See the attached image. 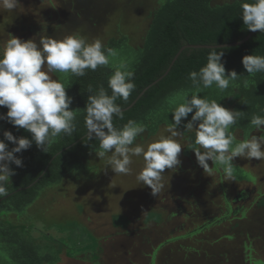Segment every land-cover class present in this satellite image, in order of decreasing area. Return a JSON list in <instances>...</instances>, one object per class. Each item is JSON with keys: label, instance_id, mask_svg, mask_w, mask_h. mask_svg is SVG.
<instances>
[{"label": "rangeland", "instance_id": "obj_1", "mask_svg": "<svg viewBox=\"0 0 264 264\" xmlns=\"http://www.w3.org/2000/svg\"><path fill=\"white\" fill-rule=\"evenodd\" d=\"M234 1L211 0L210 5ZM158 4L159 0H20L14 10L0 6V47L10 35L38 42L41 36L63 38L76 33L89 42L99 38L104 45L110 38L126 37L137 47L143 42L148 14ZM50 75L55 79L54 73ZM239 99V94H233L224 104L233 109ZM153 122L154 117L147 121L149 126ZM166 127L147 128L136 143L146 145L167 135ZM232 131L238 139L244 137L237 125ZM192 135L178 138L185 146L178 157L181 164L175 171L165 169L160 195L136 180L142 157H133V174L123 175L115 174L107 158L99 159L93 151L84 168L77 166L58 182L41 186L31 203L0 213V221L20 232L43 264H58L63 253L95 250L90 264H247L243 255L249 253L248 246L253 250L250 254L264 264V195L258 199L256 195V202L248 197V178L224 181L223 174L204 173L195 153L187 148ZM233 163L253 177L256 191L264 192V161L237 157ZM222 189L231 210L226 218ZM238 191L244 195L240 202L233 197ZM169 199L175 206L162 201ZM213 220L219 222L211 224ZM172 238L176 241L161 244ZM40 242L56 250V257Z\"/></svg>", "mask_w": 264, "mask_h": 264}, {"label": "clouds", "instance_id": "obj_2", "mask_svg": "<svg viewBox=\"0 0 264 264\" xmlns=\"http://www.w3.org/2000/svg\"><path fill=\"white\" fill-rule=\"evenodd\" d=\"M166 0H159L163 5ZM241 18L249 31L264 33V0H239ZM20 0H0V6L14 10ZM115 49L107 47L99 38L89 40L79 33L63 38L41 36L22 40L12 36L0 47V107L7 109L0 113V120L31 134V139L14 136L11 131H3L0 139V198L9 195V185L15 170L11 165L23 167V161L16 154L28 150L33 142L38 149L47 153L57 138L71 136L77 127L79 108L72 109L73 97L68 95L66 80L53 79L51 73L69 74L76 77L86 75V70L95 71L100 66H108L110 57H115ZM224 51L212 48L206 64L199 71H191L189 79L192 87L168 97L172 123L167 124V135L145 144L136 143L147 125L129 119L122 126H115L114 117L124 118L123 109L116 103L118 99L127 101L136 85L135 73L126 62L114 65L108 79L111 95L100 86L93 90L89 85L86 105L83 108L87 141H98L95 154L99 159L107 158L110 169L115 174H133V157H142L143 166L136 173V180L148 186L153 195L164 192L165 169L175 171L181 164L180 142L185 133H193L194 140L187 148L195 153L198 165L204 173L212 176L222 173L224 181H235V158L264 161V108L253 113L248 123V131L238 139L232 131L243 117L244 112L227 109L215 99L202 97L204 89L215 86L224 93L230 87L238 88L241 79L235 70L226 72L222 61ZM242 65L248 76L264 73V55H245ZM248 87L249 81H243ZM192 113L191 119L183 125L185 131H178L182 121ZM253 132L260 133L254 135ZM11 142L14 147L9 148ZM114 149V150H113ZM211 161L212 166L209 165ZM43 228V225H38Z\"/></svg>", "mask_w": 264, "mask_h": 264}, {"label": "trees", "instance_id": "obj_3", "mask_svg": "<svg viewBox=\"0 0 264 264\" xmlns=\"http://www.w3.org/2000/svg\"><path fill=\"white\" fill-rule=\"evenodd\" d=\"M210 1L166 0L163 5L159 3L148 14L141 45L133 47L126 37L117 40L110 38L105 46L115 49L117 55L109 58L108 66H100L95 71L86 70L83 77L71 74L65 77L61 73H54L55 79L67 81L66 91L73 97L70 107L80 109L76 131L71 136L62 135L57 138L47 153L38 149L33 142L31 148L16 154L22 159L23 167L11 165L16 174L12 176L9 195L0 198V213L21 210L36 198L41 186L58 182L62 176L70 174L69 172L77 166L83 167V162L99 144L98 141L89 142L84 139L87 129L84 126L83 108L89 95L87 89L89 85L94 91L103 86L111 95L108 79L114 71L113 66L120 62H126L130 70L134 71L136 87L127 101L122 99L116 101L123 109L124 118L121 120L114 117V125L119 127L133 119L145 123L148 129H155L157 125L173 122L166 100L173 94L192 87L188 78L189 73L199 71L206 64L207 55L212 48L224 51L222 61L225 63L226 72L235 70L238 75L242 74L241 79L236 82L239 87H230L221 93L213 86L204 89L200 95L215 99L227 108L224 100L233 94H239L240 99L233 109L244 112L236 125L245 135L252 114L259 113L257 106L264 108V73L248 76L241 61L245 55H264V33L258 31L244 43L229 46L242 41L252 33L243 24L240 2L237 0L213 7ZM245 79L249 81L248 87L244 86ZM6 112L7 109L2 107L1 113ZM190 115L192 116V113L188 117ZM153 117L156 122L149 126L147 121ZM188 117L182 121L178 130L185 131L183 125L188 122ZM5 130L11 131L14 136L31 139V134L26 130H17L6 120H0V139H3ZM191 138L194 140V135ZM6 143L9 144V148L14 147L11 142ZM235 166V180H245L246 171L243 172L241 167ZM218 222L213 220L211 224ZM11 225L0 221V264H43L36 251L32 250L30 242L25 241L20 232ZM168 241L176 240L172 238L161 244ZM40 245L56 257V250L47 249L44 242H40ZM245 250L249 252L243 255L248 261L247 264H260L258 257L250 254L253 252L251 247L248 246Z\"/></svg>", "mask_w": 264, "mask_h": 264}, {"label": "flooded vegetation", "instance_id": "obj_4", "mask_svg": "<svg viewBox=\"0 0 264 264\" xmlns=\"http://www.w3.org/2000/svg\"><path fill=\"white\" fill-rule=\"evenodd\" d=\"M219 174L222 175V173H219ZM247 178H248V181H246V182L250 183L251 188L246 189L245 191L250 193L248 197L251 200H253V202H256L259 197L264 195L263 194L264 192L263 193L262 192L259 193L260 191H256V188L254 187L255 181L253 180L252 176H251V178H249L248 175H247ZM221 179H222V177H220V180ZM221 182H222V180H221ZM222 184H223V182H222ZM221 192H222L221 195L223 197L224 203L226 204L225 206L228 207V212H226V215H225V218H226V217H228V214L231 213V210H230L229 202L227 200V196L225 194V190L222 189ZM256 195H257V199L255 198ZM242 196H244L243 192H239L238 191V194H235L233 197H234V199L237 198L236 199L237 202H240V200H242L241 199ZM162 201H164V202H168L169 201L168 204L170 206H175L173 199L162 200ZM160 212L162 214V217H164L163 212L162 211H160ZM222 218L224 219V217H222ZM212 222H210V223H212ZM207 224H209V223H207ZM90 251H91V249H90ZM96 253H97V250H95V253H91V252L80 253V254H77V253L71 254L70 252L63 253V254H60V258H59L60 260H59L58 264H90V262L92 261L91 259H94V256L96 255ZM61 256H63L64 258L62 259Z\"/></svg>", "mask_w": 264, "mask_h": 264}, {"label": "water", "instance_id": "obj_5", "mask_svg": "<svg viewBox=\"0 0 264 264\" xmlns=\"http://www.w3.org/2000/svg\"><path fill=\"white\" fill-rule=\"evenodd\" d=\"M256 32H258V31H256ZM256 32H253L252 31V33H250L245 39H243L242 41H240V42H237V43H234V44H231V45H229V46H236V45H240V44H242V43H244L245 41H247L253 34H255ZM197 47H199V46H194V48H197ZM220 47H224V46H220ZM184 49V48H183ZM21 189H18V191H20Z\"/></svg>", "mask_w": 264, "mask_h": 264}]
</instances>
